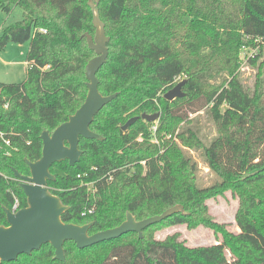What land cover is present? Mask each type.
<instances>
[{
	"label": "trees",
	"instance_id": "obj_1",
	"mask_svg": "<svg viewBox=\"0 0 264 264\" xmlns=\"http://www.w3.org/2000/svg\"><path fill=\"white\" fill-rule=\"evenodd\" d=\"M90 2L109 39L98 91L116 97L89 127L102 140L80 137L79 161L53 164L47 189L69 208L62 222L92 223L89 235L119 226L127 212L141 221L176 205L183 211L144 229L142 239L130 232L84 249L67 241L65 263L45 244L0 264H264V0H0L6 14L22 11L20 21L1 27L0 50L30 42L25 81L0 82V226L14 196L26 207L12 170L29 176L24 160L40 159V134L52 133L86 98L85 66L95 57L86 42L95 34ZM241 52L256 69L251 88L240 81ZM179 78L185 96L166 101ZM202 110L215 126L210 141L198 132L200 116L189 118ZM155 113L157 122L140 118ZM175 129L179 143L162 141ZM191 152L214 175L209 186H199ZM226 190L239 199L236 235L204 205ZM180 224L210 227L222 242L188 249L177 235L153 238L156 229Z\"/></svg>",
	"mask_w": 264,
	"mask_h": 264
},
{
	"label": "water",
	"instance_id": "obj_2",
	"mask_svg": "<svg viewBox=\"0 0 264 264\" xmlns=\"http://www.w3.org/2000/svg\"><path fill=\"white\" fill-rule=\"evenodd\" d=\"M96 4L97 2L88 4L92 12L95 34L93 37L87 36L86 42L88 49L95 53V57L85 66L86 98L75 113L52 133L43 131L40 134L42 142L40 159L34 162L24 160L29 169V176H22L16 170H12L14 177L20 182L26 198V207L15 213L3 208L7 226H0V263L13 262L21 255L29 256L45 244L54 249L55 260L65 263L63 245L67 241L74 242L78 249H84L130 232L137 233L142 239L144 229L183 211L181 205H176L160 215L141 221H136L135 217L127 212L125 220L119 226L89 235L92 223L80 226L62 222L61 216L69 208L47 189V181L54 180L49 171L53 164L67 161L69 166H74L79 161L82 154L78 148L80 137L86 140H102L101 136L93 133L89 127L94 117L116 97V94L102 96L98 91L96 73L106 62L108 56L106 43L109 39L105 35L104 24L99 18ZM184 83L185 81L177 83L163 95V98L169 102L183 98L185 94L181 89ZM159 116L160 113L142 114L140 118L153 123ZM137 119V117L129 119L122 126V131L132 126Z\"/></svg>",
	"mask_w": 264,
	"mask_h": 264
},
{
	"label": "rangeland",
	"instance_id": "obj_3",
	"mask_svg": "<svg viewBox=\"0 0 264 264\" xmlns=\"http://www.w3.org/2000/svg\"><path fill=\"white\" fill-rule=\"evenodd\" d=\"M21 19L22 11L19 7H14L9 14L0 10V29L2 26L14 24ZM29 45L30 42H25L23 44H8L6 48L0 50L1 83L10 85L21 84L25 81L28 69L26 57ZM244 55L245 54L241 52L240 58L242 64L240 69V81L244 86H249L251 88L255 82L256 69L247 64V56ZM181 79L182 78H179L178 83L183 81ZM219 81L220 80L217 82ZM186 110H188L187 107ZM201 114H203V110L195 114H190L189 118L193 119L200 116L197 124L198 132L204 140L210 141L216 134L215 126L207 117ZM155 122H157V120ZM153 129L154 128H152V131H154ZM177 131L178 129H175L173 134L164 133L162 141L167 142L169 145L172 143H179L175 138ZM154 142L156 144L158 143L156 139H154ZM191 154L198 163L199 186H209L215 180L214 175L209 173L204 167L199 153L191 152ZM204 205L207 209V215L211 217L214 223L223 226L224 230L229 234L236 235L240 232L235 220L236 213L239 209V199L231 190H226L207 198L204 201ZM174 235H177V240L183 243L184 247L188 249L208 247L222 242V235L220 233H216L213 229L203 224H198L192 228L187 224L168 225L162 226L153 232V238L155 240H165ZM225 253L229 260L233 259V255L228 249L225 250Z\"/></svg>",
	"mask_w": 264,
	"mask_h": 264
},
{
	"label": "built area",
	"instance_id": "obj_4",
	"mask_svg": "<svg viewBox=\"0 0 264 264\" xmlns=\"http://www.w3.org/2000/svg\"><path fill=\"white\" fill-rule=\"evenodd\" d=\"M42 33H45L46 31L45 30H40ZM6 107V106H5ZM154 128V127H153ZM153 130H155V129H153ZM0 137L2 138V136L0 135ZM3 139V138H2ZM4 143H5V145L6 146H9V141H5L4 140ZM20 209V201H19V199L16 197V196H14L13 197V204H12V207H11V209H10V211L11 212H13V213H15V212H17L18 210ZM89 213H91V211H89Z\"/></svg>",
	"mask_w": 264,
	"mask_h": 264
}]
</instances>
